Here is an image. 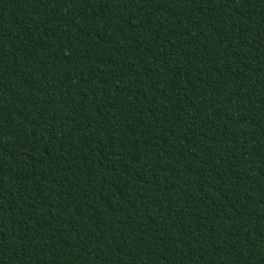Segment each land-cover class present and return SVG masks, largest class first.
I'll use <instances>...</instances> for the list:
<instances>
[{
  "label": "trees",
  "instance_id": "trees-1",
  "mask_svg": "<svg viewBox=\"0 0 264 264\" xmlns=\"http://www.w3.org/2000/svg\"><path fill=\"white\" fill-rule=\"evenodd\" d=\"M0 264H264V0H0Z\"/></svg>",
  "mask_w": 264,
  "mask_h": 264
}]
</instances>
